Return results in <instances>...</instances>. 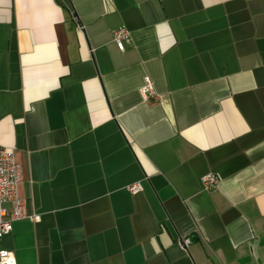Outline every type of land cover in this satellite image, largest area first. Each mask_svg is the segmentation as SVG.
I'll use <instances>...</instances> for the list:
<instances>
[{
	"label": "crops",
	"instance_id": "obj_1",
	"mask_svg": "<svg viewBox=\"0 0 264 264\" xmlns=\"http://www.w3.org/2000/svg\"><path fill=\"white\" fill-rule=\"evenodd\" d=\"M0 143L17 264H264V0H0Z\"/></svg>",
	"mask_w": 264,
	"mask_h": 264
},
{
	"label": "built area",
	"instance_id": "obj_2",
	"mask_svg": "<svg viewBox=\"0 0 264 264\" xmlns=\"http://www.w3.org/2000/svg\"><path fill=\"white\" fill-rule=\"evenodd\" d=\"M113 37L121 51H124L132 41L131 33L125 26L116 28ZM141 93L148 101L158 100L150 75L144 77ZM23 169L22 163L16 160L15 150L0 143V244L4 236L13 230L16 221L28 217L37 218L36 215L27 212L26 201L19 196L18 187L23 180ZM218 182L219 179L214 174L210 173L204 177V185L209 190L214 189ZM142 189L143 186L139 182H134L129 187L132 193H138ZM190 242L189 238L181 239V244L186 247ZM0 264H17L15 253L0 247Z\"/></svg>",
	"mask_w": 264,
	"mask_h": 264
}]
</instances>
